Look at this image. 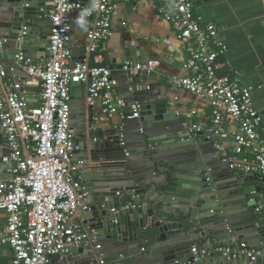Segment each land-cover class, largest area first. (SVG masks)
<instances>
[{"label":"built area","instance_id":"1","mask_svg":"<svg viewBox=\"0 0 264 264\" xmlns=\"http://www.w3.org/2000/svg\"><path fill=\"white\" fill-rule=\"evenodd\" d=\"M117 4V0H87L84 11L83 0H49L46 56L34 61L20 52L15 59L30 78L28 84L39 89V103L31 104L21 81L0 92V129L9 148L0 171V214L5 217L0 248L13 252L11 264H52L75 249L102 248L81 224L92 207L82 178L86 161L76 159L80 148L71 127L72 90H85L89 107L96 110V122L141 117L140 104H132L128 112V105L118 97L113 69L103 65ZM197 5L198 0H163L158 8L184 51V75L171 77L170 84L208 103L211 125L193 124L190 132L207 140L229 138L228 143L216 145L227 169L257 177L264 186L263 116L255 106V87L246 84L240 72L220 74L228 45L220 26L207 20ZM78 13H83L85 44L83 57L75 62L72 34ZM159 67L157 60L127 61L121 70L129 80H137L155 74ZM6 76L0 66V79ZM197 115L193 108L186 118ZM115 128L123 145L122 124ZM254 201L255 212L264 215V190ZM217 250L229 261L247 258L254 263L264 258V247L255 249L246 243L232 242ZM192 254L198 256V249L193 248Z\"/></svg>","mask_w":264,"mask_h":264},{"label":"crops","instance_id":"2","mask_svg":"<svg viewBox=\"0 0 264 264\" xmlns=\"http://www.w3.org/2000/svg\"><path fill=\"white\" fill-rule=\"evenodd\" d=\"M35 1L40 3L46 15L49 10V0ZM162 1L117 0V15L113 22L114 34L107 43L103 65L113 69V76L119 83L118 97L128 105V110L129 106L136 103L146 106L166 104L167 110L170 112L167 114L168 121L153 124L140 117L134 121L124 122L117 116L105 122H96L93 117L96 110L89 107L85 90L80 87L73 90L71 120V127L80 148L76 159L86 161L82 177L84 186L89 189L93 187L92 183L99 177L105 175L110 177L116 172L128 168L126 162L128 160L133 165L140 167L135 168L136 172L140 171L145 177H150L145 183L138 184V190L146 191V200L156 198L154 203L163 199L161 191L169 189L168 185L173 182L171 179L173 175L168 171L162 173L157 166H155L154 173H149V169H146L144 165L141 167V164H145L148 159V154L152 150L162 148L161 141L165 144L173 143L174 139H169L167 135H173L174 132L182 131L183 128L189 130L193 124L206 127L211 125L207 101L197 99L188 92L170 84L171 77L184 75L182 71L184 51L176 41L173 28L160 17L158 8ZM36 4L34 2V5ZM197 6L198 11L207 20L214 21L220 26L222 36L227 42L226 66L220 74L240 72L244 82L255 87L254 102L263 116L261 128L264 133V0H198ZM44 21H48L46 17H44ZM123 23L126 25L124 26ZM35 31H39V29H35ZM72 36L74 61L77 62L83 57L82 46L85 44L83 13L74 16ZM38 40V37H34L32 45L22 47L24 54L34 61L46 56V47L38 45ZM0 43L3 44L1 38ZM13 47L14 45L12 47L7 45L4 53H0V66H3L7 72L6 78L0 79V92L5 93L9 83L21 81L24 83L31 104L37 105L40 91L34 84H28L30 78L23 67L15 64L12 58ZM149 60L160 62L159 69L153 75H143L137 80H129L121 70V65L124 62L141 63ZM133 81H137L138 84L135 85ZM193 108L198 109V115L189 120L186 118V114ZM120 124H122L124 135L123 145L120 140L119 142L114 141L120 136V132L115 126ZM222 141L228 143L230 139L198 140L196 147L200 148V152L196 158L205 165L207 163L215 164L221 177L225 173H229L241 179V175L229 171L222 161L221 152L216 149V145ZM99 144L100 148H95ZM194 147L188 149L192 150ZM8 154L9 148L3 136L0 138L1 172L3 170L2 158ZM189 166H194V163ZM108 170L110 173L105 174ZM243 179L241 181L243 187L254 188L261 191V194L263 193V183L257 177L245 176ZM227 194L229 193L224 196ZM121 197L126 210L130 205L134 207L132 199L136 197L125 193ZM251 198L257 200L260 198V194H253ZM95 199L96 197H90L91 207L95 206ZM232 208L234 219L228 226L232 232L231 235L224 232L219 236L210 237L203 236L202 231H196L197 235L191 236L183 232L174 240L168 241L167 249H172L174 257L178 256L179 258L193 255V248L198 251L204 247L209 249L210 240L217 249L232 242L235 244L246 243L255 249L264 247V230L258 231L259 225H264V215H258L255 212V204L244 208L235 205ZM4 224L5 217L0 214V228ZM83 227L84 230L87 229L85 225ZM87 231L92 238H95L94 241L102 246L101 250L81 248L83 252L71 254L66 262L54 259L52 264H136L146 262L151 254L161 253L164 249H156L157 245L153 244L151 237H144L138 230L136 231V241L134 232H127L122 241H114L107 239L106 236L100 237L97 231L91 229ZM84 250L88 251L87 254ZM12 258L13 252L10 249L0 248V264H11ZM223 261L224 264H264V258L252 263L247 258L229 261L223 256Z\"/></svg>","mask_w":264,"mask_h":264},{"label":"water","instance_id":"3","mask_svg":"<svg viewBox=\"0 0 264 264\" xmlns=\"http://www.w3.org/2000/svg\"><path fill=\"white\" fill-rule=\"evenodd\" d=\"M83 1L85 11L87 0ZM34 2L37 4L34 5ZM44 17L45 13L38 1L0 0V38L3 42L0 43V53H4L7 45L11 47L14 45L12 58L16 61V55L24 53L22 47L32 45L34 37H38V45H43L47 50L50 22H45ZM133 83L138 84L137 81ZM139 104L141 118L144 121L153 124L168 121L167 114L170 112L166 104L154 106ZM167 136L169 139L173 138L174 142L165 144L161 141L162 148L152 150L145 164H141V167L144 165L149 169V173H154L155 166L160 168L162 173L165 171L172 173L173 182L168 185L169 189L161 191L163 199L157 203L153 202L156 198L146 200V191L138 190V184L145 183L150 177H145L140 171L136 172L135 168L140 167L127 160L128 168L116 170L118 172L110 177L107 175L99 177L92 183L93 187L89 190L91 197L96 199L91 211L83 215L86 228L97 231L100 237L106 236L107 239L114 241H122L127 232H134L136 241L138 230L144 237H151L153 244L157 245L156 249L164 248L161 253L151 254L146 262L136 264H224L223 254L212 244V240L209 249L205 247L199 249L198 256L179 258L174 257L172 249H167V243L183 232L191 236L197 235L196 231H202L203 236L210 237L219 236L224 232L231 235L228 226L234 219L232 207L240 205L244 208L254 205L255 201L251 197L253 194H261V191L243 187L241 181L245 176L241 175L239 179L225 173L221 177L215 164L200 163L196 158L200 148L196 145L198 140L204 139L203 137L194 136L190 130L184 128ZM1 137L3 131L0 129ZM119 140V137L114 139L115 142ZM100 146L99 144L95 148ZM193 146L195 147L192 150L188 149ZM191 163H194V166H189ZM109 171L104 173L109 174ZM117 193H120L119 197ZM124 193L136 197L132 199L134 207L130 205L128 210L124 208L121 197ZM226 193L229 194L224 196ZM91 203L89 202L90 205ZM259 226L258 231L262 232L264 225ZM77 252L81 253L83 249H75L71 254L75 255ZM84 252L87 254L88 251ZM70 255L63 259L64 262Z\"/></svg>","mask_w":264,"mask_h":264},{"label":"rangeland","instance_id":"4","mask_svg":"<svg viewBox=\"0 0 264 264\" xmlns=\"http://www.w3.org/2000/svg\"><path fill=\"white\" fill-rule=\"evenodd\" d=\"M74 88H77V87H74ZM74 88H73V90H74ZM80 89H81V87H80ZM80 89H79V91H80ZM73 90H72V94H73Z\"/></svg>","mask_w":264,"mask_h":264}]
</instances>
